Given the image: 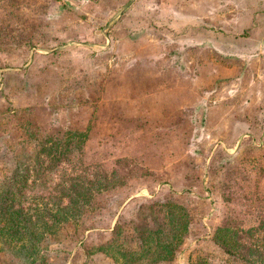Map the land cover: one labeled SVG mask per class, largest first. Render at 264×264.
Here are the masks:
<instances>
[{
  "label": "rangeland",
  "instance_id": "rangeland-1",
  "mask_svg": "<svg viewBox=\"0 0 264 264\" xmlns=\"http://www.w3.org/2000/svg\"><path fill=\"white\" fill-rule=\"evenodd\" d=\"M186 17L185 0H0V180L18 161L33 162V133L84 130L82 154L51 169L42 163L44 180L28 179L27 200L59 196L70 176L107 187L80 220L69 217L44 239L47 264H141L92 246L112 239L135 250L132 228L163 225L165 208L155 205L167 201L189 222L173 259L159 264H238L215 229L264 222V66L240 58L233 76L207 70L220 75L210 82L194 73L198 54L186 53L191 97L181 86L174 100L139 70L188 59ZM152 92L167 99L153 103ZM237 235L243 244L255 236ZM0 264L27 263L0 253Z\"/></svg>",
  "mask_w": 264,
  "mask_h": 264
},
{
  "label": "trees",
  "instance_id": "trees-1",
  "mask_svg": "<svg viewBox=\"0 0 264 264\" xmlns=\"http://www.w3.org/2000/svg\"><path fill=\"white\" fill-rule=\"evenodd\" d=\"M86 131L67 130L60 137L43 133L31 135L35 140L32 161H18L9 173L0 180V253L22 260L27 264H47L44 239L55 231V228L69 217L80 220L83 208L89 204L93 196L102 190L99 180H82L70 176L67 182L59 187V196L28 198L25 190L29 187V178L44 180L43 169H51L64 159L81 155L86 139ZM43 158H40V156ZM47 160V163L44 162ZM36 179L32 180L35 182ZM64 199L65 202H61ZM158 208H165L163 225L151 230L149 228H132L136 236L135 250H122L112 239L92 246L95 251L105 254L127 255L126 262L139 261L141 264L167 263L173 259L175 251L186 232L189 215L186 210L173 201L157 203ZM165 225V226H164ZM120 226L115 225L112 233H118ZM253 237L252 242L243 244L237 233ZM243 236V237H245ZM214 241L229 256H235L238 264H264V222L247 228L231 231L226 227H217ZM112 238V237H111ZM112 240V241H111ZM115 241V240H114ZM262 247V249H261ZM110 255V256H111Z\"/></svg>",
  "mask_w": 264,
  "mask_h": 264
},
{
  "label": "crops",
  "instance_id": "crops-1",
  "mask_svg": "<svg viewBox=\"0 0 264 264\" xmlns=\"http://www.w3.org/2000/svg\"><path fill=\"white\" fill-rule=\"evenodd\" d=\"M185 5L191 17L184 18V54L188 58L186 53H197L195 62L192 61L193 57H189L183 64L158 60L151 61L149 67L139 68L145 77L151 78L152 83L168 87V99L181 98V93L177 94V89L181 86L188 92L185 99L191 97V62L195 63L194 73L199 74L197 78L210 82L217 79L219 73H207V70L219 67L221 75L227 73L233 76L230 71L240 58L243 61L247 58L249 63L250 60L253 61L252 64L256 63L259 68L264 66V0H196V4L192 0H185ZM238 53L247 55L239 57L240 55H236ZM206 54H209V58ZM225 54L232 55L231 61L224 62ZM121 73L122 69L115 71L116 76ZM238 80L240 81L239 77L234 79L233 86L236 82L240 85ZM150 97L147 99H151L153 103L155 100L161 101L163 97L167 99L165 94L159 92H152ZM96 111L97 106L93 105L90 116L92 114L95 117Z\"/></svg>",
  "mask_w": 264,
  "mask_h": 264
}]
</instances>
